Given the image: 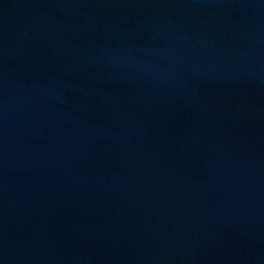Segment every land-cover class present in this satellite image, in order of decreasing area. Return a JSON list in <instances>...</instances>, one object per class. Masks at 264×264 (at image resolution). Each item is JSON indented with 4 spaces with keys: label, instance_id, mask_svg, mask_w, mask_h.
<instances>
[{
    "label": "water",
    "instance_id": "95a60500",
    "mask_svg": "<svg viewBox=\"0 0 264 264\" xmlns=\"http://www.w3.org/2000/svg\"><path fill=\"white\" fill-rule=\"evenodd\" d=\"M0 264H264V0H0Z\"/></svg>",
    "mask_w": 264,
    "mask_h": 264
}]
</instances>
